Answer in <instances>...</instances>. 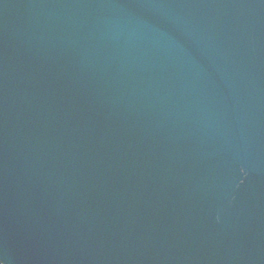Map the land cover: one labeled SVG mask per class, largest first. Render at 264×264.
Masks as SVG:
<instances>
[{"label":"water","instance_id":"95a60500","mask_svg":"<svg viewBox=\"0 0 264 264\" xmlns=\"http://www.w3.org/2000/svg\"><path fill=\"white\" fill-rule=\"evenodd\" d=\"M1 264H264V0H0Z\"/></svg>","mask_w":264,"mask_h":264},{"label":"trees","instance_id":"16d2710c","mask_svg":"<svg viewBox=\"0 0 264 264\" xmlns=\"http://www.w3.org/2000/svg\"><path fill=\"white\" fill-rule=\"evenodd\" d=\"M1 264V263H0Z\"/></svg>","mask_w":264,"mask_h":264}]
</instances>
